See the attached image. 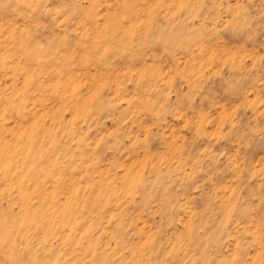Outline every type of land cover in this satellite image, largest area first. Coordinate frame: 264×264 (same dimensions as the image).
<instances>
[{
	"label": "rangeland",
	"instance_id": "1",
	"mask_svg": "<svg viewBox=\"0 0 264 264\" xmlns=\"http://www.w3.org/2000/svg\"><path fill=\"white\" fill-rule=\"evenodd\" d=\"M0 264H264V0H0Z\"/></svg>",
	"mask_w": 264,
	"mask_h": 264
}]
</instances>
